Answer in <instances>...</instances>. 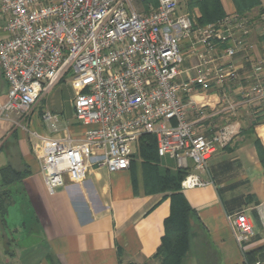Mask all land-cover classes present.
I'll list each match as a JSON object with an SVG mask.
<instances>
[{
	"label": "crops",
	"instance_id": "1",
	"mask_svg": "<svg viewBox=\"0 0 264 264\" xmlns=\"http://www.w3.org/2000/svg\"><path fill=\"white\" fill-rule=\"evenodd\" d=\"M178 12L188 14L196 26L202 25V12L237 13L249 26L246 49L231 60L237 77L183 97L186 117L200 132L208 135L225 124L234 125L237 132L208 160L207 171L200 174L208 182L182 188L193 212L182 264L264 263V118H258L264 113V100L246 96L257 77L264 81V0H178ZM5 27L6 15L0 12V39L6 36ZM195 48L191 53L187 40L180 45L184 79L195 74L193 66L202 49ZM223 48L218 46L216 53ZM258 62L261 72L254 71ZM64 80L63 76L50 86L46 102L40 98L31 108L24 127L0 123V191L9 189L12 196L4 223L0 217V264H160L156 253L170 199L153 187L155 172L148 171L155 164L158 176L166 170L174 174L179 167L174 158L160 156L150 168L135 144L128 169L109 172L87 163L78 180L68 176L64 187L47 190L39 155L56 146L50 138H80L88 129L73 114L76 91L71 80L68 110L62 109L53 91ZM6 93L0 70V102ZM197 106L213 115L204 118ZM45 109L59 114L57 132L42 122ZM188 165L187 173L192 171L191 161ZM237 212H244L254 229L241 242L227 219Z\"/></svg>",
	"mask_w": 264,
	"mask_h": 264
},
{
	"label": "built area",
	"instance_id": "2",
	"mask_svg": "<svg viewBox=\"0 0 264 264\" xmlns=\"http://www.w3.org/2000/svg\"><path fill=\"white\" fill-rule=\"evenodd\" d=\"M0 12L6 15L0 70L7 84L0 121L24 127L31 108L69 74L76 91L73 114L88 126L80 138H50L56 146L39 155L49 192L64 187L68 176L78 180L87 163L109 172L128 169L143 134L155 136L159 156L174 158L182 168L191 161L192 171L180 182L183 189L208 182L200 174L237 130L225 124L208 135L200 132L186 117L183 97L237 77L231 60L246 49L249 30L241 16L227 14L196 26L188 14L178 12V0H0ZM185 40L191 53L196 45L202 48L195 74L186 79L180 52ZM261 70L258 62L254 71ZM261 81L257 77L247 97L264 98ZM203 107L196 109L211 117ZM41 120L52 132L59 130L58 113L45 109ZM227 219L238 242L254 234L244 212Z\"/></svg>",
	"mask_w": 264,
	"mask_h": 264
},
{
	"label": "trees",
	"instance_id": "3",
	"mask_svg": "<svg viewBox=\"0 0 264 264\" xmlns=\"http://www.w3.org/2000/svg\"><path fill=\"white\" fill-rule=\"evenodd\" d=\"M224 16L226 14L223 12H202L201 23L205 25L215 22ZM224 46L225 44H223ZM136 144H138V154L143 157L144 162L149 164L150 168L153 166V169L148 171L149 173L155 172V177L152 179L153 187L164 191V195L170 199V214L164 220V234L156 256L160 259V264H182L189 247V223L190 216L193 214L180 185L188 168L177 167L174 174L166 170L165 173L158 176L155 164H151L157 163L160 159L157 154L155 136L143 134L138 138ZM11 201L12 196L9 189L0 191V217L3 223L6 207Z\"/></svg>",
	"mask_w": 264,
	"mask_h": 264
},
{
	"label": "rangeland",
	"instance_id": "4",
	"mask_svg": "<svg viewBox=\"0 0 264 264\" xmlns=\"http://www.w3.org/2000/svg\"><path fill=\"white\" fill-rule=\"evenodd\" d=\"M64 79H65L64 81H62L61 83H59V84H57L55 86V88H54L53 91L54 92H57V94H58V100H59L60 104L62 105V109L63 110H68V96L70 95V93H72L71 87L69 85V82L67 81V80H70L69 74H66L64 76ZM261 82H262L261 84L264 86V81L262 80ZM52 88H50V90L48 89L49 91L47 90V92H45V94L41 97V99L43 98L44 102H46L48 100L49 94H50V91L52 90ZM261 100H264V98L261 99ZM38 102H39V100H38ZM41 105H43V104L40 103V106ZM12 116H15V115H12ZM15 118H16V116H15ZM258 118H264V113L262 115H260ZM22 122L25 123V119L22 120ZM0 123H1V121H0ZM136 147H138V144H137Z\"/></svg>",
	"mask_w": 264,
	"mask_h": 264
}]
</instances>
